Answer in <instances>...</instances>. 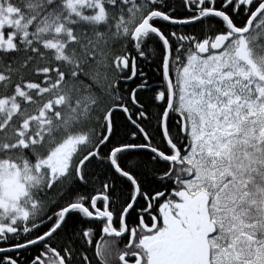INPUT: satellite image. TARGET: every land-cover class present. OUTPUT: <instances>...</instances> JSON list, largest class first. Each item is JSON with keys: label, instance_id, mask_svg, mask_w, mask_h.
I'll list each match as a JSON object with an SVG mask.
<instances>
[{"label": "snow or ice", "instance_id": "6c2138e0", "mask_svg": "<svg viewBox=\"0 0 264 264\" xmlns=\"http://www.w3.org/2000/svg\"><path fill=\"white\" fill-rule=\"evenodd\" d=\"M0 264H264V0H0Z\"/></svg>", "mask_w": 264, "mask_h": 264}]
</instances>
